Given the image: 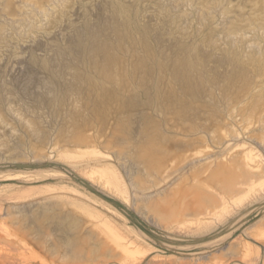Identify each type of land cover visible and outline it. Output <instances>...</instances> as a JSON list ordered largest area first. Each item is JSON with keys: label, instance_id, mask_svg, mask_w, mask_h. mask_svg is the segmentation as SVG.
<instances>
[{"label": "rangeland", "instance_id": "obj_1", "mask_svg": "<svg viewBox=\"0 0 264 264\" xmlns=\"http://www.w3.org/2000/svg\"><path fill=\"white\" fill-rule=\"evenodd\" d=\"M0 264H264V0H0Z\"/></svg>", "mask_w": 264, "mask_h": 264}, {"label": "bare ground", "instance_id": "obj_2", "mask_svg": "<svg viewBox=\"0 0 264 264\" xmlns=\"http://www.w3.org/2000/svg\"><path fill=\"white\" fill-rule=\"evenodd\" d=\"M123 26L125 28V31L127 35H132V32L134 31V25L131 23V16L129 15L128 11H123ZM105 24L99 25L100 29L104 27ZM76 44L80 49V57L78 61L75 60H69L64 67H70L73 68V76L76 79H81L88 76L87 69L88 67H94L97 64L98 58L102 59L103 65L107 64L110 59V53L113 48V42L111 41H102L98 38V35L96 32H90V30L82 29L78 33ZM143 43L145 45L147 44L146 40H143ZM106 60V61H105ZM138 63L142 64L146 62V64L149 67H153L155 65V68L159 65L163 67V61L159 60L158 57L155 59L154 54L146 48V55L143 57L138 58ZM44 65V64H43ZM170 66L174 70V75L179 79L182 85L183 91L190 90V83L193 82V77L191 73L189 72V68L187 64L184 62H180V64H177L175 60L170 61ZM67 87H61L60 93H64ZM73 90V88L71 89ZM156 92L159 96L164 97L167 96L169 92H164L159 86L156 87Z\"/></svg>", "mask_w": 264, "mask_h": 264}]
</instances>
